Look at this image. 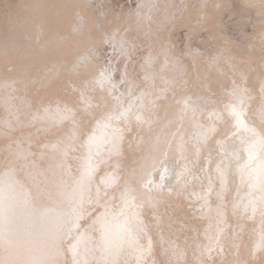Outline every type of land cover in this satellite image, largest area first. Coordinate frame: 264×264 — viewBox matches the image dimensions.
Listing matches in <instances>:
<instances>
[{
  "label": "snow or ice",
  "instance_id": "6c2138e0",
  "mask_svg": "<svg viewBox=\"0 0 264 264\" xmlns=\"http://www.w3.org/2000/svg\"><path fill=\"white\" fill-rule=\"evenodd\" d=\"M227 3L228 0H195V8L188 13L182 29L181 51L173 23L178 13L188 12L186 0L179 4L174 0L164 4L160 0H137L134 16L147 41L142 55L145 87L138 95L133 94L132 88L126 93L120 91L127 83L125 73L111 63H100L97 48L85 53L84 58L94 64L91 85L102 88L111 99L98 111L90 112L87 123H76L70 136L43 146L48 151H41L39 159H49L50 168L60 170L54 173L48 187L42 188L36 179L43 172L34 158L37 154L31 151L32 141L16 140L0 147V264H156L149 259L151 246L140 255L122 246L109 247L104 224L107 210L93 218V210L86 206V194L106 158L121 155L125 132L131 130L134 122L137 126L143 123L137 109L145 107V98L149 105L155 104L153 95L161 89L154 82L159 79L167 90L175 81L165 73L183 72L187 60L194 65L227 66L233 70L232 87L224 83L213 93L215 100L205 115L207 123L196 128L198 142L207 143L215 138L221 158L215 168L219 187L210 177L209 186L203 191L186 190L184 171H175L166 158H153L141 166L138 189L125 181L119 212L113 218L127 223L138 248H143L139 244L140 234L147 236L145 207L153 209L157 226L167 215L169 220L181 224V230L191 231V240L185 238L186 246L169 241V248L164 249L169 252L167 264H264V28L248 35L236 14L224 11ZM245 3L264 7V0ZM198 37H203L208 46L195 45ZM107 41L118 54L124 53L125 43ZM15 71L12 63L0 69V80L6 89L15 84L10 75ZM253 72L258 74L257 79L253 87H248L247 80ZM81 94L86 95V90ZM174 96L182 113H195L205 100L203 95L193 99L190 89ZM257 96L254 114L251 101ZM84 103L89 108L91 97ZM64 111L57 108L55 113ZM51 118L53 113L47 107L42 114L33 116L41 121ZM4 124L11 127V121ZM76 147L81 150V158L73 174L70 168H64V163L69 150ZM228 159L236 161L239 176V185L230 200L225 199L231 189L222 167ZM118 169L119 164L106 172L101 182L118 186ZM254 171L259 173V179L254 178ZM245 186L247 191L242 190ZM129 196L133 198L130 200ZM164 204L168 207L161 214ZM249 223L256 227H249ZM97 232L98 239H94Z\"/></svg>",
  "mask_w": 264,
  "mask_h": 264
},
{
  "label": "bare ground",
  "instance_id": "6f19581e",
  "mask_svg": "<svg viewBox=\"0 0 264 264\" xmlns=\"http://www.w3.org/2000/svg\"><path fill=\"white\" fill-rule=\"evenodd\" d=\"M160 2L164 4L167 0ZM174 2L179 4L180 0ZM186 2L189 3V0ZM108 3L117 5L118 11L120 4L126 8L131 3L135 8L137 0H0V69L6 63H12L16 68L10 74L16 81L12 87L6 89L3 80H0V147L16 140L32 141L31 151L37 154L34 158L38 159L43 172V175L36 177L42 188L48 187L54 173L60 171L50 168L49 159H39L41 151H48L43 146L70 136L76 123H87L88 114L98 111L111 99L106 91L99 86L93 88L90 83L94 64L84 58L85 53L96 48L90 37L125 43L121 57L123 63L119 67L125 73L127 83L121 87V92L126 93L132 88L133 94L138 95L145 87L142 55L146 47L134 45L121 27L122 20L115 17L105 19L107 9L104 6ZM104 63L108 64L109 61L105 60ZM116 63L118 61L111 62ZM156 70L159 71L158 66ZM257 75L256 72L249 74L248 87L254 86ZM165 76L175 83L164 90L165 86L159 79L154 82L161 89L153 95L155 104L149 105L145 98V107L137 109L143 117V123L137 126L134 122L131 130L125 132L121 155L106 158V163L99 166L95 182L86 194V206L93 210V218L107 210L104 224L108 246H122L136 255L142 254L151 246L152 256L149 259L155 260L156 264H167L169 252L164 249L169 248V241L186 246L185 238L191 240L192 232L181 230V224L169 220L167 215H164L162 223L157 226L153 209L145 207L147 236L141 233L139 244L143 248L136 247L133 231L127 223L123 219L116 222L113 218L119 212L123 185L127 180L133 188L138 189L141 166L153 158H166L175 171L185 172L183 178L188 181L186 190L203 191L209 186L210 177L215 181L216 187H219L215 168L221 158L216 150L215 138L207 143L198 142L196 128L199 124L207 123L205 115L215 100L213 93L224 83L229 88L232 87L233 70L227 66L218 68L204 65L201 68V65H194L188 60L183 72L171 71L165 73ZM188 89L191 90L193 99L201 95L205 97L195 113L191 110L182 113L175 103L174 93L183 95ZM83 90H86L84 96L81 94ZM156 95H159V99H156ZM87 97H91V106L86 109L84 101ZM258 100L257 96L251 101L254 114L258 108ZM45 107L53 113V118L47 121L33 119V116L42 114ZM57 108L66 111L57 114ZM5 121H11L10 128L5 127ZM5 132L7 135L3 134ZM79 158V147L70 149L64 168H70L76 174ZM117 164L119 185L108 186L101 182L105 173L111 172ZM222 167L231 189L225 199L230 200L239 185L236 161L224 160ZM257 167L254 163L253 169ZM253 176L259 179L258 172L254 171ZM242 190L247 191V187ZM132 198L133 196H129L130 200ZM88 200L91 201L90 204L87 203ZM97 201L103 207L97 205ZM167 207V204L161 207V214L165 213ZM229 223H232L230 215ZM249 227L256 225L249 223ZM98 236V232L93 234L94 239H98ZM161 236L164 237L163 243Z\"/></svg>",
  "mask_w": 264,
  "mask_h": 264
},
{
  "label": "clouds",
  "instance_id": "9594fccd",
  "mask_svg": "<svg viewBox=\"0 0 264 264\" xmlns=\"http://www.w3.org/2000/svg\"><path fill=\"white\" fill-rule=\"evenodd\" d=\"M188 12L178 13L175 17L173 28L177 29V43L181 46V51H183V33L182 29L187 23L188 13L195 8V0H189ZM107 9L105 19L108 17H115L116 19L122 20L123 24L121 27L124 32L127 33L128 38L134 43V45H142L147 47V41L144 36V31L137 25L134 16V8L132 4L129 3L125 8L123 4L119 5V10L117 11V5L108 3L104 6ZM225 12H232L236 14V20L243 23V25L248 29V35H252L258 28H264V7L260 6H250L245 3V0H228V3L224 9ZM157 22H159V16H157ZM236 23V21H233ZM236 37H239V33H235ZM96 48L99 50V62L104 63L108 60L111 63L113 60L118 61V63L113 64L120 70L119 64L123 63L122 54H118V50H113V47L108 44L107 40H101L96 37H90ZM155 39V36L153 37ZM195 45H199L201 48L207 47V43L204 42L203 37H198L194 41ZM245 47L242 42L240 45L241 50ZM143 50V49H141ZM188 60L185 62L187 63ZM201 68L205 64H200ZM55 196V191L51 193ZM70 211V210H69Z\"/></svg>",
  "mask_w": 264,
  "mask_h": 264
}]
</instances>
